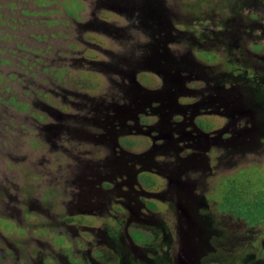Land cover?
<instances>
[{"label": "rangeland", "instance_id": "obj_1", "mask_svg": "<svg viewBox=\"0 0 264 264\" xmlns=\"http://www.w3.org/2000/svg\"><path fill=\"white\" fill-rule=\"evenodd\" d=\"M132 1L0 0V264H87L75 248L89 256L97 243L104 255L90 249L99 260L92 264H146L141 258L147 264H264L263 217L258 237L237 252L221 248L231 244L233 231L219 225L229 221L227 213H251L264 201V0H155L152 12L150 0ZM157 19L166 26L153 24ZM160 53L201 63L183 72L191 91L179 93L180 102L202 103L216 91L234 100L225 104L229 112L213 105L216 111L201 117L204 130L214 131L209 135L224 129L228 139L208 140L200 149L183 140L179 150L155 155L188 166L177 181L194 202L196 215L192 208L187 213L194 219L155 199L148 237L137 226L125 232L132 216L115 217L108 203L101 213L98 207L94 215H72L75 226H67L64 203L76 191L78 167L104 171L109 158L107 145L94 138L104 133L96 122L103 119L100 109L113 113L129 107L134 94L166 91L170 75L150 66ZM120 134L128 152L149 145L139 131L124 127ZM143 176L150 193L163 188L162 176ZM169 190L174 202H184L174 186ZM79 226L95 227L99 240ZM126 233L148 244L142 257L126 252ZM81 238L89 244L81 246Z\"/></svg>", "mask_w": 264, "mask_h": 264}, {"label": "flooded vegetation", "instance_id": "obj_2", "mask_svg": "<svg viewBox=\"0 0 264 264\" xmlns=\"http://www.w3.org/2000/svg\"><path fill=\"white\" fill-rule=\"evenodd\" d=\"M132 5H137L135 0L132 1ZM156 6H158L156 1L150 0V12L155 10ZM150 17L154 19L153 14H151ZM152 23L156 25H164V27L166 26L164 21L158 19L154 21L152 20ZM168 25L174 26L172 21L168 22L167 26ZM161 48L163 49L162 46ZM155 50L156 49H153V51ZM157 54L158 52L154 53L153 56ZM157 57L159 58L158 60H150V66L157 68L165 75H170L166 91L162 88L153 89L154 91L147 92V94L150 93L148 94V97L141 92L138 96H135L133 91V97L136 99H131L129 107L125 109H123L122 106H117V108L114 107L112 108L113 113L106 111V109H100V111L103 112V119L98 117L96 122L103 128L104 133L96 135L94 138H97V140L107 145L108 148L106 149L108 150L109 158L107 161H104V171L89 169L85 165L78 167L79 174L76 176V180L72 182L74 183L73 186L76 187V191L73 192V190H71V201L64 203L67 204L66 207L70 210L68 213H71L63 219V222H66L67 226H75L70 225L71 221H68L71 220L72 215L77 213L93 214L94 210L98 207H100L101 210L99 213H101L104 209H107L105 206L107 205L106 203H108L111 208L113 205L115 206V211H110L115 217L118 218L120 213H127L132 216V218L128 219V223L125 226V232L127 227L137 226L141 228V231L148 237L151 232L147 223L150 221V214L156 212L152 209L150 201L155 199H163L166 202H172L173 206H175V210L177 207V209L183 211L182 215L185 220H189L190 218L194 219L192 215L187 214L189 209L192 208L190 205H193L194 202H192L193 200L188 201V198H185L187 194L184 193V190L178 185L177 181L180 173H183L184 175L188 171V166L186 164L167 163V161L160 162L155 159V155L162 153L166 156L167 154H170V151L173 149L179 150L180 141L183 140L186 142L188 141V143H184V145L187 144V146L189 145L193 148L200 149L204 144L203 142L206 143L208 140L213 142L216 139H228L229 134L224 133V129L220 130L217 128L215 133L217 134L216 136L209 135L214 131L211 132V130L210 132H206L204 130V120H201V117L205 118L207 115H211L215 112L216 110H214L213 105L216 107L219 105L223 107L225 106L227 112H229L230 105H227L233 103L234 100L227 98L224 101L218 97L219 93L216 91L215 94L209 96V100L208 97H206L202 103L180 102L178 99L179 93L181 94L183 91L186 92L187 90L189 92L191 91V89L186 87L184 82H182L185 80L183 72L189 73L194 70L192 65L194 62L200 65L201 63L196 61L195 58L193 59V63H189L188 61L187 63L185 59L183 60V57L182 60L177 62L170 61L165 53L162 54V56L160 53V57ZM159 60L161 62H158ZM135 87L137 86L134 84V88ZM135 91L137 93L139 90L136 88ZM156 101H160V105L155 104ZM22 105L23 104H21V107L23 108ZM157 115H160V118L157 121L150 123ZM144 120L146 121L144 122ZM48 127L52 128L53 126H45L46 129ZM124 127H128L133 131H139L143 135H146L149 140V145L144 146L143 149L138 152H128V148L122 145L119 140L123 136H121L120 131ZM250 138V142L254 144L256 141V139H254L255 137L250 135ZM178 161L180 162L181 160L177 159V162ZM150 174H158L162 176L165 181L163 188H159L155 193H150V189L144 187L143 179H140V177H144L143 175ZM172 186H174V193L175 197H177V201L184 199V202H174L171 196L172 191L169 190ZM112 194L114 196H112ZM195 209V207L191 209L193 215H196L194 213ZM106 212H109V210ZM176 215L178 218L181 217L179 212L178 214L176 212ZM79 227L89 232L91 237L93 235L97 236L96 239L99 240L98 236L101 234L99 232L98 235L95 234L97 232H94L95 227ZM143 227L148 228V230L144 231L145 229H143ZM126 236L129 240V243L127 244L128 248L125 246L126 252L130 251L135 259H137V256L142 257L141 254L138 253L143 248L142 246L148 244L144 243L139 245L134 243L127 233ZM103 237L104 240H109L105 235ZM81 239L84 241L81 246L86 243L89 244L90 242V240ZM72 244H74L73 246L75 247L77 246L75 243ZM73 246L69 251L70 255L76 251L78 256L87 260V264H92L93 260L94 262L99 261L92 257L90 249L94 247L101 248V256L104 255L103 248L105 246L100 243L94 244L92 247L88 248L87 252L89 256H84L83 253L81 254L78 252L81 247L79 249L75 248V251L73 250L72 252ZM143 250L145 249L143 248ZM139 261L147 264L149 259L141 258ZM68 262L71 264L69 259Z\"/></svg>", "mask_w": 264, "mask_h": 264}, {"label": "trees", "instance_id": "obj_3", "mask_svg": "<svg viewBox=\"0 0 264 264\" xmlns=\"http://www.w3.org/2000/svg\"><path fill=\"white\" fill-rule=\"evenodd\" d=\"M12 98L9 99L8 102H12ZM264 204V201H261L257 208V203H254L255 209L248 213L247 211H239V213L236 214V216H232L229 213H227L228 222L219 221V225L221 227H225L230 229L232 232V237H230L231 244H227L225 242H222L220 244L221 248L226 252H232L235 250V252L240 251L242 247L246 246L247 243L250 241H253L256 237H258L260 224H262L261 221H259V218H264V207L260 208ZM258 216V214H260ZM225 216V215H224ZM255 221V223H254ZM263 226V225H261ZM243 233V234H242ZM249 237V239H247ZM239 238V240L237 239ZM239 249H237V248ZM243 249V248H242Z\"/></svg>", "mask_w": 264, "mask_h": 264}]
</instances>
